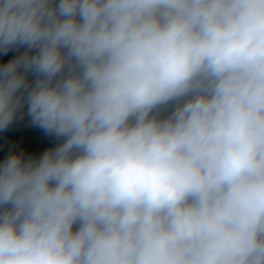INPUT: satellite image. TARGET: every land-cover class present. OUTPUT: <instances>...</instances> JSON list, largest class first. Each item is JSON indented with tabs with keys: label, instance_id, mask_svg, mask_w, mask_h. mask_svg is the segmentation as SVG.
Returning <instances> with one entry per match:
<instances>
[{
	"label": "clouds",
	"instance_id": "1",
	"mask_svg": "<svg viewBox=\"0 0 264 264\" xmlns=\"http://www.w3.org/2000/svg\"><path fill=\"white\" fill-rule=\"evenodd\" d=\"M10 52L0 264H264V0H0Z\"/></svg>",
	"mask_w": 264,
	"mask_h": 264
},
{
	"label": "water",
	"instance_id": "2",
	"mask_svg": "<svg viewBox=\"0 0 264 264\" xmlns=\"http://www.w3.org/2000/svg\"><path fill=\"white\" fill-rule=\"evenodd\" d=\"M24 131L27 133V135L20 140V149L39 153L51 145V141L45 138L42 133H39L38 130L25 129ZM6 141L7 139H4L0 136V145H4Z\"/></svg>",
	"mask_w": 264,
	"mask_h": 264
},
{
	"label": "flooded vegetation",
	"instance_id": "3",
	"mask_svg": "<svg viewBox=\"0 0 264 264\" xmlns=\"http://www.w3.org/2000/svg\"><path fill=\"white\" fill-rule=\"evenodd\" d=\"M11 135H16V133H14V132H8V133L0 134V136L2 138H4V139H7Z\"/></svg>",
	"mask_w": 264,
	"mask_h": 264
},
{
	"label": "crops",
	"instance_id": "4",
	"mask_svg": "<svg viewBox=\"0 0 264 264\" xmlns=\"http://www.w3.org/2000/svg\"><path fill=\"white\" fill-rule=\"evenodd\" d=\"M12 55H14V53H13V52H10L7 56L0 57V60H2V61H6V60L9 59Z\"/></svg>",
	"mask_w": 264,
	"mask_h": 264
}]
</instances>
